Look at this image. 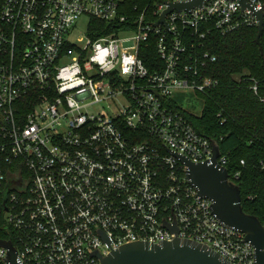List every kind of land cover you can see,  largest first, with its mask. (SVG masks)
Instances as JSON below:
<instances>
[{"label": "built area", "instance_id": "built-area-1", "mask_svg": "<svg viewBox=\"0 0 264 264\" xmlns=\"http://www.w3.org/2000/svg\"><path fill=\"white\" fill-rule=\"evenodd\" d=\"M186 1L165 0L150 19L146 10L138 15L134 29L97 39L88 37V21L126 23L122 0L3 1L0 241L18 264H100L94 253L176 237L231 264H255L245 235L215 218L171 154L200 164L216 145L171 104L177 91L217 87L201 72L216 60L204 51L211 28L225 36L258 22L249 9L240 15L238 0H206L167 15V28L155 26L165 3ZM82 17L85 43L77 46L69 34ZM151 43L156 60L147 67L140 54ZM250 89L257 95L256 83ZM216 162L226 169L228 154L219 150ZM8 254L0 246V264H12Z\"/></svg>", "mask_w": 264, "mask_h": 264}, {"label": "trees", "instance_id": "trees-1", "mask_svg": "<svg viewBox=\"0 0 264 264\" xmlns=\"http://www.w3.org/2000/svg\"><path fill=\"white\" fill-rule=\"evenodd\" d=\"M3 1L0 0V9ZM164 1L122 0L120 15L125 16L127 22L114 26L90 19L88 37L97 39L127 26L134 29L138 15L146 10V17L150 19L156 6ZM256 1L264 9V0ZM200 29L203 30V26ZM256 35L255 27H242L225 36L211 28L205 37L204 51L216 60L201 72L217 81V87L201 95L204 102L199 115L179 109L174 102L171 106L185 116L197 134L213 141L221 153L228 154L229 177L240 174L235 184L240 191L242 210L257 218L264 227V171L259 166L264 161V101H261L264 99V17L260 37L262 52L255 42ZM149 47L148 52L142 49L140 54L147 67L156 60L154 45L151 43ZM254 83L257 95L250 89Z\"/></svg>", "mask_w": 264, "mask_h": 264}, {"label": "water", "instance_id": "water-1", "mask_svg": "<svg viewBox=\"0 0 264 264\" xmlns=\"http://www.w3.org/2000/svg\"><path fill=\"white\" fill-rule=\"evenodd\" d=\"M206 0H190L186 2L165 3L166 9L160 15L155 26L163 24L167 28L165 17L172 12H190L194 8H201ZM241 12L249 9L254 12L257 19L256 44L262 52L260 37L263 30L264 9L261 7L254 11L247 0H238ZM184 167L185 176L193 186L200 198L211 202V210L215 218L228 228L244 234L245 243H249L254 250L255 264H264V227L254 216L247 215L241 207L240 191L236 184L228 180L227 170L217 165L216 159L219 148L213 145V158L210 162L194 164L185 157L171 153ZM166 228L177 234L175 223ZM104 241L109 240L102 234ZM0 246L9 249L8 262L18 264L11 244L0 241ZM100 264H231L206 246L190 240L175 238L171 242L160 244L132 243L125 245L116 251H112L106 257L94 253Z\"/></svg>", "mask_w": 264, "mask_h": 264}, {"label": "rangeland", "instance_id": "rangeland-1", "mask_svg": "<svg viewBox=\"0 0 264 264\" xmlns=\"http://www.w3.org/2000/svg\"><path fill=\"white\" fill-rule=\"evenodd\" d=\"M86 23L87 20L84 17L80 18L69 34L71 41L77 46H83L85 43L81 37L85 33ZM172 101L179 109L193 115H199L203 108L204 99L194 91L183 90L175 92L172 96Z\"/></svg>", "mask_w": 264, "mask_h": 264}]
</instances>
